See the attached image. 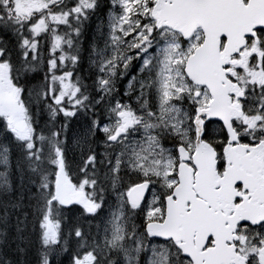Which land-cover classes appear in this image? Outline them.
Returning a JSON list of instances; mask_svg holds the SVG:
<instances>
[{
	"label": "snow or ice",
	"instance_id": "obj_1",
	"mask_svg": "<svg viewBox=\"0 0 264 264\" xmlns=\"http://www.w3.org/2000/svg\"><path fill=\"white\" fill-rule=\"evenodd\" d=\"M0 168L38 264H264V0H0Z\"/></svg>",
	"mask_w": 264,
	"mask_h": 264
},
{
	"label": "trees",
	"instance_id": "obj_2",
	"mask_svg": "<svg viewBox=\"0 0 264 264\" xmlns=\"http://www.w3.org/2000/svg\"><path fill=\"white\" fill-rule=\"evenodd\" d=\"M84 34H86L82 36V37L86 36L85 37L86 41L84 43V46L87 47L88 42L91 41L92 39L93 31L86 29ZM82 55L84 59L82 60L81 66L77 68L76 71L78 75H81L83 77L84 82L86 84L91 85L93 80L90 76V73L94 70L90 68L88 54L86 52H82ZM47 119L48 117H47V114L45 113L40 118L41 125H43V122L46 121ZM58 119L60 121H63L64 118L61 115L60 117H58ZM84 119L85 118L83 116H81L80 120H76L75 118H73V120L70 122V125H69V132H68L69 138L72 137L73 133L82 130ZM105 122H107L106 118H105ZM57 127H59V124H57ZM100 135L102 136L103 134L101 133ZM69 158L71 159V154ZM0 171H3V168H0ZM10 179L12 183L14 184V186L16 187L17 193H19L20 174L16 170V155H13L12 157V168L10 169ZM5 211H7V213L9 214V219H10V224L7 229L9 233V245L10 246H5L4 244L0 243V258L8 259L9 261L12 262V264H16L17 261H20L21 264H23L24 261H26L27 264H38V262L42 259V255H41V252L39 251V245L36 243V238L32 233L31 223H29L28 230L25 233L26 240L24 244L22 245L23 247L27 249V251L23 254H17L15 252V243H13L12 241L16 240V230H15L16 216L19 214L21 219H23V215L19 209H13L12 207H7V209H5L3 198H0V218H3ZM27 211H30V210H27ZM29 219L31 220V217H29ZM2 228H3V225L0 224V229ZM28 241H31V243H28ZM49 259H50V264H68V260H67L68 254L63 253L62 251L51 254Z\"/></svg>",
	"mask_w": 264,
	"mask_h": 264
},
{
	"label": "rangeland",
	"instance_id": "obj_3",
	"mask_svg": "<svg viewBox=\"0 0 264 264\" xmlns=\"http://www.w3.org/2000/svg\"><path fill=\"white\" fill-rule=\"evenodd\" d=\"M106 16V15H105ZM107 18V17H106ZM106 18H105V20H106ZM95 29V28H94ZM132 74H135V72H133ZM124 83H126V81L124 82ZM120 87H121V95H122V89H123V85H120ZM125 99H127V98H125ZM134 102V101H133ZM76 133V132H75ZM74 135V133L72 134V136ZM94 230V229H93Z\"/></svg>",
	"mask_w": 264,
	"mask_h": 264
}]
</instances>
